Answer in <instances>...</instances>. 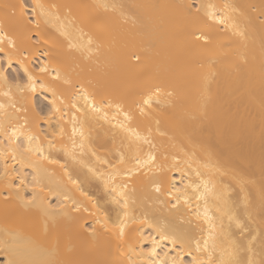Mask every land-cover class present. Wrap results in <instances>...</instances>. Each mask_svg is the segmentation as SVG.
Returning a JSON list of instances; mask_svg holds the SVG:
<instances>
[{
	"label": "bare ground",
	"instance_id": "6f19581e",
	"mask_svg": "<svg viewBox=\"0 0 264 264\" xmlns=\"http://www.w3.org/2000/svg\"><path fill=\"white\" fill-rule=\"evenodd\" d=\"M0 34V264H264V0H0Z\"/></svg>",
	"mask_w": 264,
	"mask_h": 264
},
{
	"label": "snow or ice",
	"instance_id": "6c2138e0",
	"mask_svg": "<svg viewBox=\"0 0 264 264\" xmlns=\"http://www.w3.org/2000/svg\"><path fill=\"white\" fill-rule=\"evenodd\" d=\"M24 7H25V5L23 3H21L20 8L23 9ZM209 18L213 19L214 17L210 15ZM217 23H224V21L218 20ZM5 40H7L9 47H14V41L13 40L9 39L6 34H0V44H3L5 42ZM2 51H4V49L0 48V52H2ZM25 71H27V69H25ZM37 71L41 74H50V72H51L47 63L41 64V66L39 67V69ZM0 78L6 79L5 71L3 68H0ZM55 78H59L58 72L56 74V77H54V79ZM41 86H43V85H41ZM17 87L20 88L19 83L17 84ZM24 89L34 90V78H33L32 74L28 75V82L23 86V88H21V91H23ZM53 103H55V101H53ZM25 151L30 152L31 149L25 148ZM3 175H4V173H0V176H3ZM23 183H24L23 180H21V184H23ZM28 203L30 204V203H32V201H28ZM77 210H79V209H77ZM124 227H125V224L122 222L119 225L121 238H123V235H124ZM148 255L149 256L155 255V241H154V247L149 250ZM151 264H162V262L161 261H152Z\"/></svg>",
	"mask_w": 264,
	"mask_h": 264
},
{
	"label": "rangeland",
	"instance_id": "374dc122",
	"mask_svg": "<svg viewBox=\"0 0 264 264\" xmlns=\"http://www.w3.org/2000/svg\"><path fill=\"white\" fill-rule=\"evenodd\" d=\"M26 3H28V0H25ZM8 76H10V79L14 80L15 77H18V71L15 69V67L9 68L8 71ZM36 100V107L38 112L40 113V115H43L45 109H47V104L45 102V100H43V98L39 95H37L35 97Z\"/></svg>",
	"mask_w": 264,
	"mask_h": 264
}]
</instances>
